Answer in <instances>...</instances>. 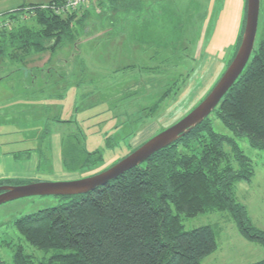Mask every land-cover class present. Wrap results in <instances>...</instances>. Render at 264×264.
<instances>
[{
  "label": "trees",
  "instance_id": "obj_1",
  "mask_svg": "<svg viewBox=\"0 0 264 264\" xmlns=\"http://www.w3.org/2000/svg\"><path fill=\"white\" fill-rule=\"evenodd\" d=\"M68 1L21 6L3 14L0 66H26L31 57L77 45L79 33H84L96 10L91 4L63 12ZM144 6L142 0H97L101 12L96 16L114 27L124 21L126 34V22L131 17L140 20ZM245 19L246 6L242 32L226 69L240 46ZM172 88L143 109L141 119L155 116ZM132 95L129 92L124 100ZM214 112L231 135L217 132L210 115L108 184L88 194L64 196L69 201L17 219L13 226L21 239L44 253L37 264H202L217 250V231L211 225L185 231L183 219L209 212H227L246 240L264 247V230L253 223L237 197V185L251 182L255 175L254 162L237 139L246 138L252 148L264 150V37ZM47 138L48 129L42 132L40 146L13 152L14 158L29 159L38 150L42 171L48 161L43 148ZM62 148V165L68 173L105 163L101 150L86 149L81 133L63 138ZM37 181L42 180L4 179L0 186ZM12 259L13 264H35L20 244L14 246ZM252 264H264V259Z\"/></svg>",
  "mask_w": 264,
  "mask_h": 264
},
{
  "label": "rangeland",
  "instance_id": "obj_2",
  "mask_svg": "<svg viewBox=\"0 0 264 264\" xmlns=\"http://www.w3.org/2000/svg\"><path fill=\"white\" fill-rule=\"evenodd\" d=\"M37 1L48 4L52 0ZM142 1L144 16L140 20L131 17L130 23L126 19V34L121 26H125L124 21L117 25L120 27H114L96 16V11H101L94 0L87 6L92 4L96 11L84 33H79L77 45L31 57L32 62L26 66L17 63L0 66V151L16 152L34 148V144L39 146L42 132L48 129L43 148L47 158L50 144L53 152L51 167H44L39 174L45 176L42 181L80 179L108 169L173 126L205 99L226 67L200 102L192 105V99L181 96L200 65L197 50L201 40L208 27H212L209 26L210 0ZM224 1L215 0L213 20ZM103 28L111 31H101ZM262 37L264 0H261L256 49ZM170 87L173 91L159 112L141 119L142 110L154 105ZM129 92L133 95L124 100ZM210 118L217 132L231 135L215 112ZM74 133L82 134L88 151L103 152V165L81 173L66 172L61 160L62 139ZM237 143L255 166L252 181L237 185V197L247 207L253 223L264 230V150L252 148L246 138L237 139ZM51 170L53 176H67L51 178ZM67 201L61 196H31L0 205V264H13V249L17 244L37 264L44 253L23 241L13 224L23 216ZM183 225L185 231L207 225L217 231V250L202 264H252L264 259V247L246 240L227 212L184 218Z\"/></svg>",
  "mask_w": 264,
  "mask_h": 264
},
{
  "label": "water",
  "instance_id": "obj_3",
  "mask_svg": "<svg viewBox=\"0 0 264 264\" xmlns=\"http://www.w3.org/2000/svg\"><path fill=\"white\" fill-rule=\"evenodd\" d=\"M260 11L261 0H247L244 32L233 61L205 99L184 118L100 173L74 180L37 181L23 185L0 186V205L31 196L69 197L88 194L141 165L153 154L177 142L199 126L218 107L251 59L257 39Z\"/></svg>",
  "mask_w": 264,
  "mask_h": 264
},
{
  "label": "crops",
  "instance_id": "obj_4",
  "mask_svg": "<svg viewBox=\"0 0 264 264\" xmlns=\"http://www.w3.org/2000/svg\"><path fill=\"white\" fill-rule=\"evenodd\" d=\"M151 1V0H149ZM37 0H0V18L2 15L14 11L21 6L38 4ZM210 11L212 12L209 26L212 24L210 32H207L204 39L201 40L197 50V60L200 65L196 72H193L190 82L186 90L182 93V97H189L192 105L200 102L206 94L212 89L218 78L225 70L227 59L238 43L242 32L245 4L246 0H225L221 9L218 10L216 17L213 20L215 0H210ZM111 31L103 28L101 31ZM29 89V88H28ZM192 98L190 97V94ZM205 94V95H204ZM190 103V104H191ZM157 127L153 129L156 130ZM63 140V139H62ZM40 141V140H39ZM39 146L41 143H38ZM37 148L38 146L34 144ZM51 146V144H50ZM53 152L51 147L47 166L51 167L50 154ZM62 160V158H61ZM40 153L35 150L30 155L29 159L16 160L13 156V151H0V181L4 179H19V180H42L45 176H41L40 171ZM53 170L50 171L51 178L66 177L67 174L53 176ZM42 178V179H41ZM49 178V177H48ZM47 178V179H48ZM45 180V179H43ZM51 180V179H48ZM59 180V179H52Z\"/></svg>",
  "mask_w": 264,
  "mask_h": 264
},
{
  "label": "built area",
  "instance_id": "obj_5",
  "mask_svg": "<svg viewBox=\"0 0 264 264\" xmlns=\"http://www.w3.org/2000/svg\"><path fill=\"white\" fill-rule=\"evenodd\" d=\"M94 0H69L62 11L75 10L83 5H87Z\"/></svg>",
  "mask_w": 264,
  "mask_h": 264
}]
</instances>
